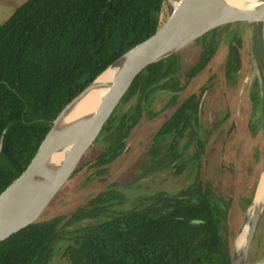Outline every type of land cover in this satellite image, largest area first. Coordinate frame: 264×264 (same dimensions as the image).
Here are the masks:
<instances>
[{"label": "trees", "instance_id": "trees-1", "mask_svg": "<svg viewBox=\"0 0 264 264\" xmlns=\"http://www.w3.org/2000/svg\"><path fill=\"white\" fill-rule=\"evenodd\" d=\"M164 2L24 0L0 23V192L26 168L61 109L106 66L155 31ZM222 26L227 29L229 24ZM211 31L216 28L194 40L200 45L199 58L182 74L184 82L177 74L178 52L148 65L135 78L121 104L133 98L135 102L112 115L97 141L104 145L84 159L74 174L93 170V176L103 180L108 165L126 149L133 128L145 115L153 117L155 112H147V107L156 91L171 93L162 110L173 109L153 140L170 134L171 142L151 161L150 170L161 163L181 171L184 162L177 138L185 132L189 138L184 148L193 141L192 159H200L209 132L197 138L193 126L198 124L191 122H197L207 84L181 100L178 93L213 56L214 36H207ZM233 39L224 64L227 75L236 73L242 63L239 41ZM258 87L256 78L249 99L264 115ZM115 189L110 185L95 192L68 213L41 215L0 241V264H50L61 243L60 255L67 264H230L233 198L210 180L197 173L178 192L154 193L121 211L111 208L121 201ZM252 194L244 197L246 205ZM110 211L108 218L90 221Z\"/></svg>", "mask_w": 264, "mask_h": 264}, {"label": "rangeland", "instance_id": "rangeland-1", "mask_svg": "<svg viewBox=\"0 0 264 264\" xmlns=\"http://www.w3.org/2000/svg\"><path fill=\"white\" fill-rule=\"evenodd\" d=\"M23 1L0 0V23ZM173 1L165 0L159 17L160 22L170 14ZM222 27L207 34L213 35L215 40L214 54L208 64L178 93V100H181L207 84L198 105L197 122H191L192 125L198 124L193 126L197 130V138H205L206 132H209L200 159H192L196 150L193 141L184 148L189 138L185 132L177 138V148L182 153L184 162L181 171L176 173L172 166H163L161 163L150 170L151 161L164 153L171 142L170 134L159 140H153V137L173 109L168 107L162 110L170 98L169 91L153 92L147 107V112H155L153 117L147 118L145 115L133 128L127 138L126 149L108 165L103 180L95 178L93 170H78L45 208L41 214L42 218L68 213L86 202L95 192L110 185L116 187L117 195H121L120 203H115L111 208L113 211L126 210L154 193L178 192L199 173L200 177L210 180L222 193L232 196L229 223L235 229V235L237 234L251 202L246 205L244 197L254 192L264 163V115L260 108L252 107L249 99V92L252 91L256 78L259 93L264 98V23L239 22L229 24L227 29ZM232 38L239 41L242 63L236 73L227 75L224 64ZM199 51L200 45L193 41L175 55L181 82H184L182 74L197 62ZM134 102L133 98L126 104H121L117 110L122 113ZM248 120H251L250 125ZM103 145L96 143L84 159L93 156ZM112 214L110 211L90 221H101ZM88 222L89 219L82 224ZM63 246L61 243L55 247L50 264H67V260L60 255ZM263 256L264 208L246 263L264 264Z\"/></svg>", "mask_w": 264, "mask_h": 264}, {"label": "water", "instance_id": "water-1", "mask_svg": "<svg viewBox=\"0 0 264 264\" xmlns=\"http://www.w3.org/2000/svg\"><path fill=\"white\" fill-rule=\"evenodd\" d=\"M258 3L237 7L230 0H174L170 14L151 35L106 66L61 109L26 168L0 192V241L41 216L97 143L135 78L148 65L177 53L219 26L264 23V0ZM108 72L112 73V79L104 82ZM100 90L103 92L99 101L90 110L70 118L90 93ZM259 178L247 214L234 237L230 264H247L249 247L264 208V200L255 204ZM245 224L244 243L236 255L235 238Z\"/></svg>", "mask_w": 264, "mask_h": 264}, {"label": "bare ground", "instance_id": "bare-ground-1", "mask_svg": "<svg viewBox=\"0 0 264 264\" xmlns=\"http://www.w3.org/2000/svg\"><path fill=\"white\" fill-rule=\"evenodd\" d=\"M230 3L232 5H235L237 7H243V6H255L258 3V0H230ZM262 58V57H260ZM112 73L108 72L104 75L103 81L104 82H109L112 79ZM102 90L90 93V95L83 100V103L80 105V107L73 113L71 114L70 118H76V116L86 112L87 110H90L98 101L99 97L102 94ZM256 199H255V204L257 205L260 201L264 200V169L260 172V178H259V183L257 186L256 190ZM249 209V208H248ZM247 230V224H245L238 235L235 238V254L239 255L244 243V238Z\"/></svg>", "mask_w": 264, "mask_h": 264}]
</instances>
